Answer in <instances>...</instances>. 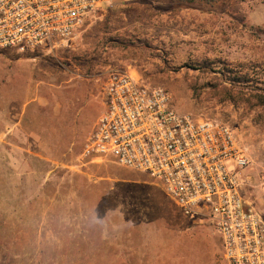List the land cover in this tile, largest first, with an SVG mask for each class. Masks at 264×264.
<instances>
[{
  "label": "rangeland",
  "instance_id": "374dc122",
  "mask_svg": "<svg viewBox=\"0 0 264 264\" xmlns=\"http://www.w3.org/2000/svg\"><path fill=\"white\" fill-rule=\"evenodd\" d=\"M111 70L227 123L264 216V0H112L64 45L0 50V264H223L159 183L82 158Z\"/></svg>",
  "mask_w": 264,
  "mask_h": 264
},
{
  "label": "built area",
  "instance_id": "2783aa9c",
  "mask_svg": "<svg viewBox=\"0 0 264 264\" xmlns=\"http://www.w3.org/2000/svg\"><path fill=\"white\" fill-rule=\"evenodd\" d=\"M112 0H0V50L64 45ZM147 175L193 223L221 237L223 264H264V216L242 195L248 156L232 128L177 111L171 94L111 70L103 109L82 148Z\"/></svg>",
  "mask_w": 264,
  "mask_h": 264
},
{
  "label": "trees",
  "instance_id": "16d2710c",
  "mask_svg": "<svg viewBox=\"0 0 264 264\" xmlns=\"http://www.w3.org/2000/svg\"><path fill=\"white\" fill-rule=\"evenodd\" d=\"M259 101H258V104H264V97L263 96H259Z\"/></svg>",
  "mask_w": 264,
  "mask_h": 264
},
{
  "label": "crops",
  "instance_id": "0c3cea01",
  "mask_svg": "<svg viewBox=\"0 0 264 264\" xmlns=\"http://www.w3.org/2000/svg\"><path fill=\"white\" fill-rule=\"evenodd\" d=\"M127 73H129V72L127 71Z\"/></svg>",
  "mask_w": 264,
  "mask_h": 264
}]
</instances>
